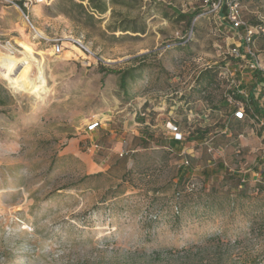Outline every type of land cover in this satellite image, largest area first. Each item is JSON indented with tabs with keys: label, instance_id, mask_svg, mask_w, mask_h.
Listing matches in <instances>:
<instances>
[{
	"label": "rangeland",
	"instance_id": "rangeland-1",
	"mask_svg": "<svg viewBox=\"0 0 264 264\" xmlns=\"http://www.w3.org/2000/svg\"><path fill=\"white\" fill-rule=\"evenodd\" d=\"M19 1L0 0V57L26 55L34 66L20 90L0 76V264H264V131L247 118L225 134L211 124L212 106L223 102L228 120L229 90L248 93L254 74L230 63L224 81L169 108L234 49L264 69V0L240 4L243 20L263 29L249 48L205 0H92L103 14L89 0H46L24 11L29 22ZM140 62L125 91L99 70ZM137 99L180 128L141 132ZM147 134H178L182 145L141 148ZM225 172L243 178V191Z\"/></svg>",
	"mask_w": 264,
	"mask_h": 264
},
{
	"label": "trees",
	"instance_id": "trees-1",
	"mask_svg": "<svg viewBox=\"0 0 264 264\" xmlns=\"http://www.w3.org/2000/svg\"><path fill=\"white\" fill-rule=\"evenodd\" d=\"M242 1L243 0H240L239 4H241ZM216 2H217V0H214L213 2L211 0L210 4L216 3ZM18 4H19V6H21V1H19ZM89 4H90V8L93 9L94 11L98 12L99 14H103L105 12L104 7L101 8L100 6L93 4L92 0H89ZM78 5H79V7H82L81 4H78ZM195 15H196V13H193L191 15L179 14V17L182 19L187 17V18H189V22H190V20L193 19V17ZM217 21L219 22V25L221 27H223V30H226V28H227L226 31L235 32L233 29H231V27H230V25L226 19V7L224 4H222V7L219 11V15L217 16ZM237 32L241 34V36H240L241 42H242L243 46L246 47V45L244 43V39H243L244 34H245L244 30L239 29V30H237ZM256 37H257L256 35H253L252 44L254 43ZM251 45H249V46H251ZM235 51L238 53V55H242L240 53V51H241L240 49H237ZM244 56L245 57L243 59H241L240 57L233 56L236 60L233 59V57H231V56H226L225 61L227 60V62H223L219 66H216V65L210 66V67H207V68L201 70L197 74V76L195 77L194 84L191 87V93H189L188 96H181L179 98V100H181V101L184 100L185 102L186 101L188 102L190 100L189 98H190L191 94L204 95V91L207 90L208 88L212 87L217 79L221 80L220 77H223L222 81H224V77L226 75L231 74L230 70L227 68L230 66V63L239 67V68L241 67V65H246V63L248 61L247 58H249V56L247 55V53H245ZM145 57H146V55H142L139 58L144 59ZM133 60H135V58ZM133 60H130V61H133ZM143 63L144 62H140L135 66L124 68V69L118 70V71L105 69V68H102L101 66L99 67V70L102 73L117 75L119 88L122 91H125L128 81L133 80L135 78L136 70H139L141 67H143V65H144ZM247 68L250 69V72L254 74L253 75L254 87L248 93H244L242 90H239V88H237L236 90H229L228 96H230V99H233L234 104L232 107V114H231V116H229L228 120H227V117H225V123L224 124L227 127H229L231 124L234 127H241V126H243V123L241 120L247 118L250 120V122L258 124L260 126V128L264 131V109L261 106V99L264 96V74L257 69H251L249 67H247ZM229 104L232 105V102L229 101ZM239 104L242 105L241 108L243 110V115H242V118H240V119L237 118V116L235 115L236 112L240 109L238 107ZM4 105H6V101H5V99L1 98V96H0V106H4ZM225 107H226V105L223 102H220V104L218 106H212V110L217 109V110L222 111V109ZM173 126L176 127L175 125H173ZM234 127H232L233 130H234ZM176 129H177V127H176ZM147 136L149 137L148 139H146L145 137L140 138V142H141L140 147L141 148H144V149L148 148L149 143H151V144L155 143L157 146H161V147H164L166 145L171 146V147H175L177 145H182V138L179 140H177L175 138L169 139V140L168 139L155 140V138L153 136H151L150 134H147ZM184 161H186L187 164H185ZM184 161L182 162V165L178 169V183H180L184 180V176L188 172V169L190 166L189 160H184ZM223 180L231 181V183L233 184V188L237 191L239 190V193L241 192L240 189H242V191H243V187L245 186V184H244L245 182H244L243 178H241L240 176H233V175L227 174L225 172V174L223 176ZM188 185H189V183H186L184 187H187Z\"/></svg>",
	"mask_w": 264,
	"mask_h": 264
},
{
	"label": "built area",
	"instance_id": "built-area-1",
	"mask_svg": "<svg viewBox=\"0 0 264 264\" xmlns=\"http://www.w3.org/2000/svg\"><path fill=\"white\" fill-rule=\"evenodd\" d=\"M46 0H21V6L20 8L23 10V16L25 17V19L28 21V16L24 13V11L28 10L29 7H31L32 5L35 4H42L45 3ZM240 0H217L216 3H212L210 4L211 6H213V8L219 12L222 4L225 5L226 7V19L231 27V29H233L235 32H237V30L239 29H243L244 30V43L246 45L247 48H249L252 44V37L253 35H256L259 33V31H263V29L261 27H251L249 25H247V23L242 19L241 15H240V4H239ZM205 4H209V0H205L204 1ZM13 4V3H11ZM29 22V21H28ZM74 45H77L78 47H80L83 51H85L86 53H89L88 49L82 45V43L79 40L76 41H72ZM235 52V56L236 57H240L241 59H243L245 56L244 55H238V53L233 50ZM54 52L55 53H59L60 52V46L57 44L54 46ZM247 55L249 56V58H251L250 61H247L246 65L247 67L251 68V69H257L260 72H262L264 74V69H262L258 62L253 58L254 55L250 52V50L248 49L247 51ZM261 106L264 109V96L261 99ZM237 118H242L243 115V110L242 108H240L236 114ZM97 127V125H92L90 126V130H94ZM172 128V131H176V127L174 126H170ZM176 135V134H175ZM178 135V134H177ZM175 137V139L179 140L181 139L180 136ZM185 164H187L186 161H184ZM192 185H188L186 188L187 190H191Z\"/></svg>",
	"mask_w": 264,
	"mask_h": 264
},
{
	"label": "crops",
	"instance_id": "crops-1",
	"mask_svg": "<svg viewBox=\"0 0 264 264\" xmlns=\"http://www.w3.org/2000/svg\"><path fill=\"white\" fill-rule=\"evenodd\" d=\"M201 100L203 99V97L200 98ZM137 102L135 103V105L133 106V119L134 122L133 124L136 126H139L141 128H139V130H143L141 132H150L151 133V129L153 127L156 126H161L160 124L162 123H167V124H172L175 125L178 128H180V123L174 119L175 115H171L170 113L165 114L162 110V107H155L153 105L149 106L148 104H146L145 100H136ZM176 103L173 100L172 102L175 103L174 105L169 106L170 109H174V108H182L183 104L185 103L184 100H178L176 99ZM200 100H197V102ZM215 103V102H214ZM213 103V104H214ZM219 103L214 104V106H218ZM165 107V106H164ZM211 116L214 117V120H211V124L212 125H216V128L214 129L215 133H221V134H225L226 132L230 133L234 127L232 124L227 127L224 123L225 120H223L222 117V111L217 110V109H213L211 110ZM177 119H180V117L176 114ZM182 118V117H181ZM225 125V126H224ZM153 132V131H152ZM170 134V133H168ZM151 136H153L152 134H150ZM165 139H172L171 136H166Z\"/></svg>",
	"mask_w": 264,
	"mask_h": 264
},
{
	"label": "bare ground",
	"instance_id": "bare-ground-1",
	"mask_svg": "<svg viewBox=\"0 0 264 264\" xmlns=\"http://www.w3.org/2000/svg\"><path fill=\"white\" fill-rule=\"evenodd\" d=\"M23 49L32 50L30 46L26 44H20ZM33 63L26 55H23L20 61H10L0 57V76L10 83L11 86L16 90L21 88H26L29 83V78L31 76ZM37 70L36 79L38 82H43V77L41 75V67L35 66ZM36 86L34 89L36 90Z\"/></svg>",
	"mask_w": 264,
	"mask_h": 264
}]
</instances>
